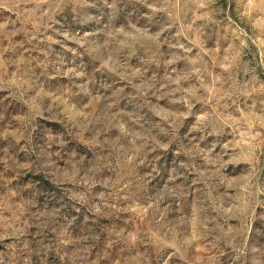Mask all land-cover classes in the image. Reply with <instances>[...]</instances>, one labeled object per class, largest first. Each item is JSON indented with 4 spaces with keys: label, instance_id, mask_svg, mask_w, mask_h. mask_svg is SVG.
Masks as SVG:
<instances>
[{
    "label": "rangeland",
    "instance_id": "obj_1",
    "mask_svg": "<svg viewBox=\"0 0 264 264\" xmlns=\"http://www.w3.org/2000/svg\"><path fill=\"white\" fill-rule=\"evenodd\" d=\"M0 264H264V0H0Z\"/></svg>",
    "mask_w": 264,
    "mask_h": 264
}]
</instances>
